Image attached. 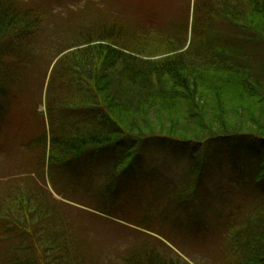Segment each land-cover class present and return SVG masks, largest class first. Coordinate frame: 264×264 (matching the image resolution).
Wrapping results in <instances>:
<instances>
[{
    "label": "trees",
    "instance_id": "obj_1",
    "mask_svg": "<svg viewBox=\"0 0 264 264\" xmlns=\"http://www.w3.org/2000/svg\"><path fill=\"white\" fill-rule=\"evenodd\" d=\"M200 5L195 0L185 32L177 20L164 30L153 24L135 33L165 40L168 49L160 53H143L106 25L96 35L88 29L80 42L71 41L49 72L47 124H40L21 150H31L30 172L43 179L47 171L58 195L52 171L84 163L88 175L107 177L101 194L115 203L123 183L151 196L139 162L141 145L131 138L140 142L157 135L173 142L166 146L185 156L187 170L177 181L167 177L149 186L156 193L151 206L164 207L156 209L166 210V219L177 211L176 218L164 229L144 214L125 215L127 223L163 232L173 245H205L216 238L221 245L215 255L227 264H264V62L249 47L256 38L264 44V0ZM41 29L42 15L34 5L0 0V100L16 87ZM210 30L216 32L209 35ZM181 41L186 47L177 49ZM82 110L90 112L63 119ZM211 143L229 147L224 166L214 160ZM215 171L228 180L217 182L212 192L207 175ZM30 178L22 184L9 175L0 193V264H87L68 247L69 233L54 217L55 200ZM98 211L114 215L103 207ZM183 214L185 228L174 224ZM147 253L146 264H172L154 247Z\"/></svg>",
    "mask_w": 264,
    "mask_h": 264
},
{
    "label": "rangeland",
    "instance_id": "obj_2",
    "mask_svg": "<svg viewBox=\"0 0 264 264\" xmlns=\"http://www.w3.org/2000/svg\"><path fill=\"white\" fill-rule=\"evenodd\" d=\"M24 1L34 5L41 13L42 29L37 34L39 36L36 40H32V45L35 44L34 53L28 58L26 68L15 84L16 87L0 100V193L4 190L3 185L7 176L17 175L20 178L18 182L22 180V184L32 177L30 178L32 184L45 195L49 193L55 200L57 207L54 217L62 220L65 232L69 233L68 247L74 249L76 258H84L87 264H146L147 248L150 247H154L172 264H227L221 256L215 255L220 244L216 238L205 245L186 242L183 244L184 247L179 244L176 246L162 238L165 236L173 243L172 237L163 232H159L160 236L127 223L129 218L125 215L134 217L144 214L148 219L157 218L164 229L165 225L171 224L170 222L176 218L174 215L177 211H172L166 219L167 211L156 209L164 207L151 206L153 195L156 193L149 186H156L159 182L164 183L167 177L177 181L187 170L185 156L183 157L177 149L173 152L166 146L176 145L175 143L166 144L161 140L163 138L157 135L149 136L140 142L137 138H131L133 145H141L139 162L146 175L143 177L146 178V189L150 191L152 197H146V194H142L137 187L123 183V187L117 192V198L114 199L121 211L118 206L110 208L111 204L115 203H109V200L101 194L106 176L96 171L88 175L89 171L84 163L76 166L69 163L66 167L52 171L57 189L62 192V195H58L54 191L47 171L43 179L36 173L30 172L31 160L28 152L31 150H21L25 149L23 145H28V141L39 133L40 124H47L46 90L49 72L63 54L59 52L70 45L71 41L80 42L81 34L88 29H93V35H96L99 26L106 25L120 33L122 40L134 45L143 53H160L168 49L165 40H154L135 33L153 24L164 30L171 27L173 21L179 22L177 20H182L180 24H183L182 30L185 32L189 29L195 0ZM201 1L199 0V5ZM219 24L214 27L216 31L221 27ZM216 31L210 30L208 34L212 35ZM255 40L258 42H251L249 47L255 49L253 54L256 60L264 62V44L257 38ZM186 43L181 45V41L176 48H185ZM87 112L90 111L66 113L63 119L69 121ZM130 141L122 145H128ZM211 145L217 154L212 155L214 160L224 166V160H228L229 157V147L222 143H211ZM91 164L96 165V162L93 161ZM207 176L212 192L217 189L215 184L224 185L228 180L227 175L219 174L218 171ZM150 181L154 182L150 183ZM140 197L145 200L141 205L137 202ZM101 207L113 213V217L100 213L98 210ZM185 221H188V218L183 214V220L177 219L174 224L185 228ZM1 238L6 240L4 236ZM167 247L170 248L167 250Z\"/></svg>",
    "mask_w": 264,
    "mask_h": 264
}]
</instances>
